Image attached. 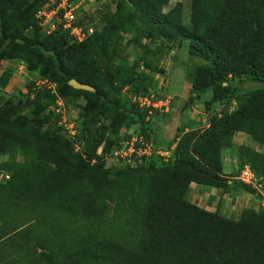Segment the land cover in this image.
I'll list each match as a JSON object with an SVG mask.
<instances>
[{
    "label": "trees",
    "instance_id": "obj_1",
    "mask_svg": "<svg viewBox=\"0 0 264 264\" xmlns=\"http://www.w3.org/2000/svg\"><path fill=\"white\" fill-rule=\"evenodd\" d=\"M168 3L123 2L102 30L79 43L85 44L93 66L107 76L105 82L91 81L72 69L57 43L32 48L51 60L52 80L61 85V96L94 97L99 112L87 114L86 141L78 137L85 141L82 151L68 139L46 146L32 141L29 150H22L26 162L1 165L11 176L0 182V264H264V207H248L232 219L188 198L193 182L226 193L256 192L251 183L224 172L223 152L235 145L237 132L264 144V0H192L189 25L179 10H165ZM85 20L77 17L75 24L85 28L95 17ZM59 31L67 35L64 30L55 33ZM122 33L132 35L131 43L141 50L136 64L146 71L116 62ZM144 39H187L190 55L204 60L193 74L186 107L198 100L205 101L207 110L214 103L236 105L212 116L205 129H179L168 162L148 158L111 179L98 153L100 146L106 153L110 150L107 132L138 123L146 137L151 135V119L146 118L154 109L131 101L129 107L121 94L125 88L136 96L156 90L148 73L156 66ZM20 46L32 45L25 41ZM6 72L10 75L11 69ZM72 79L94 90L76 89L69 83ZM8 80L3 78L1 85ZM50 93L38 91L30 102L41 96L53 99ZM101 116L110 122L93 128ZM1 138V152L22 147L2 126ZM238 150L240 174L250 166L255 179L264 180V152L246 144Z\"/></svg>",
    "mask_w": 264,
    "mask_h": 264
},
{
    "label": "rangeland",
    "instance_id": "obj_2",
    "mask_svg": "<svg viewBox=\"0 0 264 264\" xmlns=\"http://www.w3.org/2000/svg\"><path fill=\"white\" fill-rule=\"evenodd\" d=\"M126 1L128 0H78L76 4V7H78L76 10L77 17L79 20L86 21L85 19L93 14L95 20L92 23L98 25L97 30H102L106 21ZM43 2L44 0H0V13L3 14L2 19H0V110L3 109V111H0V126L6 129L12 139H17L18 145H22L17 152H9L6 149L3 152L0 151V182L8 180L11 176V172L2 169L4 166L1 168V165L26 162L27 156L22 150L24 151L25 147L29 150V145H31L32 141L43 142L42 144L46 146L52 144L50 142L63 138L64 140H71L75 144L78 137L83 138L84 136L83 130L85 125H88L89 118L87 114L99 112V101L97 102L94 97L74 94H68L65 97L61 96V85L59 86L57 81L52 80L54 74L51 60L42 55L40 56L38 51L32 50L33 47H36L38 43H43L47 47L57 43L60 47L61 57L65 59L72 69L80 72L91 81L97 82L99 78L105 82L107 79V76L91 63L89 55L85 53V44H79L81 42L71 38L72 35L68 33L64 35L62 31L55 34L43 33L37 26L36 21L30 22L34 16L36 17L37 10ZM191 8L192 0H169L165 10L172 12L179 10L182 14V22L189 25ZM131 39V34L122 33L119 42L121 49L116 62L123 66H135L137 71H146L144 67L136 64L141 57V50L131 43ZM25 41H28L32 46L28 49L20 46L21 44L24 45ZM143 41L151 47L152 54L150 59L154 61L156 66L155 71H148L153 78V87L151 89H157L162 82L165 86L164 88L167 87L170 95H174L175 92L184 94L185 91L182 85L185 81L187 84H191L197 66L205 63L203 59L190 55V41L187 39H180L176 43L165 42L164 40L151 41L150 39H144ZM8 69H11L10 75L6 72ZM7 76H9L7 85L2 86L1 82ZM44 80H49L56 84L55 93H52L47 85L35 90L36 82ZM246 86L249 87L251 84L246 83ZM45 90L51 92L53 99L41 96L37 102H30L36 92ZM121 94L124 103L129 105V101H131L137 104L134 100L136 94L132 90L125 88ZM187 94H189V91L185 96ZM177 97L173 102L171 113L162 112L161 114L165 117L163 116V119H159V123L163 124V131L165 127L166 131L170 128V132L167 131L169 136L168 134L165 135L167 139L158 137V139L162 140L163 145L170 144V141L178 132V128L205 129L210 125L212 116L220 115L227 107L233 108L236 105L235 102L232 105H228L226 102L214 103L211 109L207 110L204 100H198L186 107L190 96L187 100L181 102H179ZM15 109H17L14 112L15 114L5 119V116ZM59 114L61 117H59ZM166 115H172L173 117L166 119ZM63 119L76 121L78 132L75 136H73L74 134L70 132L69 128L67 129L61 124ZM102 121H106L107 124L110 122L104 116H101L93 128ZM130 127L125 124L118 133L108 131L107 137L112 141L110 150L106 153L104 146H100L98 149V153L103 158L105 169H107L108 176L111 179H115L119 173H123L126 169L140 167L148 161V158H140L141 156L133 158L131 162L128 159L114 156L118 141L127 139ZM133 133L137 134V132ZM83 139L86 141V138ZM247 139L241 138V141H246L247 145L264 152V144L258 145L251 138ZM152 141L155 142L153 138ZM4 143L5 141L1 138L0 146L4 145ZM154 158L162 160L159 156H154ZM223 160H225V169L230 170L227 175L244 182L242 178L237 176L240 175L241 171L239 170L238 144L224 150ZM251 185L256 188L255 193L233 189H230L229 193L240 191L242 196L244 194V196L247 195L249 198V200H246L247 202L245 201L247 206L252 205L256 209H260L264 207V180L256 178ZM241 194L237 195L234 201L242 199ZM244 196L243 199L245 198Z\"/></svg>",
    "mask_w": 264,
    "mask_h": 264
},
{
    "label": "built area",
    "instance_id": "obj_3",
    "mask_svg": "<svg viewBox=\"0 0 264 264\" xmlns=\"http://www.w3.org/2000/svg\"><path fill=\"white\" fill-rule=\"evenodd\" d=\"M77 3L78 0H47L37 10L35 17L36 22L46 34H53L58 30H64L72 35L71 38L75 41L83 42L97 31L98 25L92 23L84 28L83 26L75 24L77 19ZM43 85H47L52 93L56 92V84L49 80L36 82L34 88L35 90H39ZM164 87V84L161 82L156 90H151L147 95L135 96L134 100L138 102L141 107H152L154 109V111L151 110L149 112V116H151L156 110H166L170 107L172 96L167 91V87ZM61 124L65 128H69L71 130L70 132L74 134L73 136L77 134L78 131L76 128L78 127V124L76 121H67L66 119H63ZM74 145L76 151H82L84 149L85 141L83 139H77ZM114 156L128 159L130 162L133 161V158L139 156H141L140 158L159 156L165 162H168L171 152L164 153L161 149L155 147L151 135L148 138L144 132H139L138 134L131 135L130 137H127V139L122 140L116 147ZM245 168L242 170L239 178H242L246 183H252L255 179V175L249 166H246Z\"/></svg>",
    "mask_w": 264,
    "mask_h": 264
},
{
    "label": "crops",
    "instance_id": "obj_4",
    "mask_svg": "<svg viewBox=\"0 0 264 264\" xmlns=\"http://www.w3.org/2000/svg\"><path fill=\"white\" fill-rule=\"evenodd\" d=\"M182 86H183V90L185 91V93L182 94L180 92H175V94H174V95L178 96L177 98H178L179 102L185 101L189 98V96H191L190 92H191V88H192V83L187 84V82L185 81V83ZM188 91H189V94H187V96H185V94L188 93ZM174 95L171 94L172 100H171L170 107L168 109L158 110L157 112H155V114H153L152 116H148L146 118L147 121L151 119V121H150L151 126L149 127V129L151 131L152 138L155 140V142H154L155 147L161 149L164 153H167L169 151L173 152V150L175 149V147L177 145L176 142H173L175 137L170 141V144L169 143L166 145L162 144L163 142L160 138L167 139V137L165 135L168 134L167 131L170 132V128H168V130L166 131V127H165V130L163 131V124L159 123V119H163L162 117L164 116L163 114H160V113L166 112V114H170L171 113L170 111L173 110V102L176 98V96H174ZM171 116L172 115H170V116L166 115V117H167L166 119L170 118ZM170 122H171V120H170ZM170 122H169V124H170ZM181 129H184V131L191 130L189 127L181 128ZM142 131H144V129H142L141 124H138V123L131 125L130 130H129L130 134H132V135L135 134L133 132H137V134H138L139 132H142ZM177 131H179V128ZM168 136H169V134H168ZM158 137H160V138L158 139ZM241 138H245V139L248 138L249 139L250 137L248 136V134H246L244 132H237L235 137H234L235 144H238V145L246 144L247 145L246 141H241ZM229 171L227 169H225V160H224V172L227 174ZM231 182H232V180H231ZM239 194H241L240 191L226 193L221 188L209 187V186L200 185V184L193 182L191 184V188H190L188 198L190 199L191 202L199 205L200 207H202L204 209H207V210H210L213 212L218 211L223 216H226V217L232 218V219H238L244 209H246L248 207L256 208L252 205L247 206L245 201L249 200V198L247 197V195L244 196V194H243V196L245 197L244 199H243V196L241 194L242 199H239V200L236 199L234 201V198L237 197V195H239ZM242 205H244V206L242 207Z\"/></svg>",
    "mask_w": 264,
    "mask_h": 264
},
{
    "label": "water",
    "instance_id": "obj_5",
    "mask_svg": "<svg viewBox=\"0 0 264 264\" xmlns=\"http://www.w3.org/2000/svg\"><path fill=\"white\" fill-rule=\"evenodd\" d=\"M69 83H70V85H72L76 89L94 90V87H92L88 84L81 83L77 79H72V80H70ZM230 183H231V181H230Z\"/></svg>",
    "mask_w": 264,
    "mask_h": 264
}]
</instances>
